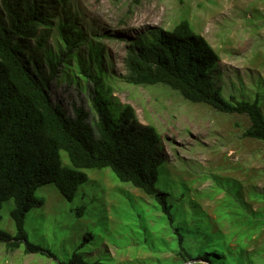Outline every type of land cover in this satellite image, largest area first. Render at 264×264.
<instances>
[{
  "label": "rangeland",
  "instance_id": "1",
  "mask_svg": "<svg viewBox=\"0 0 264 264\" xmlns=\"http://www.w3.org/2000/svg\"><path fill=\"white\" fill-rule=\"evenodd\" d=\"M85 39L72 53L56 29L46 46L64 54L65 65L49 79L52 99L68 114L82 105L95 115L79 60L88 59V41L105 48V86L120 104H130L141 125H154L161 137L163 164L158 185L174 205V226L194 255L210 252L219 264H264V141L243 136L251 124L243 113L191 102L168 85L126 81L124 57L132 38L150 27L173 28L187 19L218 54L210 70L225 98H259L264 114V0H72ZM34 39L27 45L34 47ZM43 50L36 53L40 57ZM39 70L48 64L38 60ZM62 160L70 164L66 152ZM88 180L73 200L56 185H41L44 200L25 217L28 240L48 249L10 250L0 241V264H58L78 250L96 264H208L182 261L173 227L154 196L120 181L110 168H84ZM84 211L78 214V208ZM14 200L0 209V229L16 234ZM86 238V239H85Z\"/></svg>",
  "mask_w": 264,
  "mask_h": 264
},
{
  "label": "trees",
  "instance_id": "2",
  "mask_svg": "<svg viewBox=\"0 0 264 264\" xmlns=\"http://www.w3.org/2000/svg\"><path fill=\"white\" fill-rule=\"evenodd\" d=\"M71 1L0 0V209L4 201L14 200L11 216L17 231L11 235L0 229V241L10 250L24 242L26 252L42 251L53 257V252L28 240L26 214L44 204L36 191L46 183L53 182L66 199L73 200L78 187L88 180L84 168H110L120 181L154 196L174 225V205L158 185L163 164L160 134L154 125L139 124L130 104L122 105L111 96L104 81L105 48L100 40L87 42L89 62L78 63L82 76L92 82L95 115L80 105L71 116L51 97L49 79L65 65L64 54L46 46L51 30L56 27L67 53L85 39ZM33 39L30 48L27 42ZM40 50L43 54L38 58ZM41 59L48 64L47 73L37 67ZM217 61L212 45L184 19L171 29L150 27L132 38L124 57L127 73L123 78L137 85L162 83L191 102L246 114L251 124L243 136L264 141L259 98H225L210 72ZM62 151L70 164L63 162ZM83 211L84 206L78 208V214ZM173 232L182 261L201 258L219 264L210 252L194 256L181 229L174 226ZM83 245L58 264H96L78 251Z\"/></svg>",
  "mask_w": 264,
  "mask_h": 264
},
{
  "label": "water",
  "instance_id": "3",
  "mask_svg": "<svg viewBox=\"0 0 264 264\" xmlns=\"http://www.w3.org/2000/svg\"><path fill=\"white\" fill-rule=\"evenodd\" d=\"M195 260H196V259H195ZM195 260H193V261H195ZM206 262H207L208 264H210L209 261H206Z\"/></svg>",
  "mask_w": 264,
  "mask_h": 264
}]
</instances>
